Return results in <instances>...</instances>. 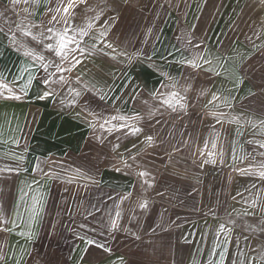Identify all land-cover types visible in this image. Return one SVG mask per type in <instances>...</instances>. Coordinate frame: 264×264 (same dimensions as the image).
<instances>
[{"label":"crops","instance_id":"crops-1","mask_svg":"<svg viewBox=\"0 0 264 264\" xmlns=\"http://www.w3.org/2000/svg\"><path fill=\"white\" fill-rule=\"evenodd\" d=\"M69 2L35 26L102 48L64 101L45 78L26 108L0 54V264H264V4L229 49L228 5ZM114 117L140 130L127 155L103 141Z\"/></svg>","mask_w":264,"mask_h":264},{"label":"rangeland","instance_id":"rangeland-1","mask_svg":"<svg viewBox=\"0 0 264 264\" xmlns=\"http://www.w3.org/2000/svg\"><path fill=\"white\" fill-rule=\"evenodd\" d=\"M42 1L43 0H15L14 2V0H0V54L3 55V66L6 68L4 76L8 82H12L11 71L18 67L19 77L16 82L19 84L20 88L21 104H25L26 108L28 105L27 98L32 96L33 92L35 93V90H33L35 81H43L45 78L50 82L52 88H55L49 91L47 97H52L56 102L59 100L64 101L63 98L60 99L57 97L59 95L53 97L54 91L59 92L65 89L70 92L71 88H75L77 68L80 69V76L82 78L91 77L92 70L90 66L92 65V60L98 61V58H92V51L99 49V46L102 48L101 42L99 43V41L79 40L76 39L78 38L76 35L73 34L72 36L74 37H71V33H68L69 37L73 38V43L70 44L73 46L71 47L69 45L71 52L68 53L67 59H61V57L57 56L55 54L57 41V36L55 34L64 31L52 30V32H49L45 29L40 30L35 26L34 15ZM95 1H100L102 7L101 11L109 17L116 12L118 5L123 2V0ZM257 1L259 0H166V4L189 5L190 3L203 5L207 2V5H217V8L220 5H228L230 11L228 15L229 22L226 30V38L228 40L227 45L230 49L231 46H233V48L240 46L243 42L241 39L249 37V33L251 35V17L253 13L251 11L252 8H248L247 5H253L251 3ZM260 3L264 4V0H260L259 4ZM238 5H240L238 7L239 10H234ZM91 11L95 12V7H92ZM218 12V9L213 10L214 15L211 22L214 21L216 13ZM233 13H235L236 16L232 17L231 15ZM213 28H215L214 25ZM25 31L30 32L32 36H35L37 39H32V36H25L23 34ZM259 40L260 42L258 44L260 48H263L264 34L261 33ZM31 45H36V47L42 51L39 57H43V59H38L37 56H34L31 49L33 47H31ZM48 45H51L53 50H48ZM78 49H83V53ZM26 53H32V55ZM34 67H38L36 74L34 73ZM57 68L63 71H57ZM58 88H60V90ZM21 89H24V91H21ZM25 107L21 106V113L26 112ZM115 124V128L111 127L113 130L112 134L108 136L107 132L103 141L105 145L116 146L119 152L127 155L130 151H134L140 144L139 136L130 123L123 120L118 121L116 119Z\"/></svg>","mask_w":264,"mask_h":264},{"label":"snow or ice","instance_id":"snow-or-ice-1","mask_svg":"<svg viewBox=\"0 0 264 264\" xmlns=\"http://www.w3.org/2000/svg\"><path fill=\"white\" fill-rule=\"evenodd\" d=\"M15 2V0H14ZM81 2H83V0H81ZM73 7V2L72 0H70L69 4L64 8V12L65 14H67L69 12V9H71ZM55 19V18H53ZM90 27V25H89ZM49 32H52V29L49 28L48 29ZM70 30L69 29H65L64 32L62 33H56L55 35L57 36V41H56V48H55V54L59 57H61V59H67L68 53L71 52V49L69 48V45L73 43V38L69 37L68 32ZM25 36H32V34L30 32L25 31L23 33ZM86 33H81V35H85ZM103 35V34H102ZM14 39V38H13ZM32 39H37L35 36H32ZM107 47L111 48L112 45L109 44L107 45ZM48 50H53L51 45L47 46ZM81 53H83V49H78ZM28 55H32V53H26ZM38 59H43V57H37ZM115 58V57H113ZM190 64V66L192 67H196V63L194 61H189L188 62ZM47 70V69H45ZM57 71H63L60 68H57ZM6 87L3 84H0V88H4ZM9 91H11L9 89ZM21 91H24V89H21ZM45 95H49V93H45ZM76 95L78 96L79 93H76ZM9 98L12 99H19V96H11ZM216 99H219V97H215ZM181 97L179 96V93L173 92L171 93V96L168 100H165L164 103L167 104L169 107H172L173 110H175V107L178 105L180 108H184L185 105L183 103H181ZM113 119H123L122 117H114ZM136 132L140 131L139 129L135 130ZM149 140V142L151 141V137L147 138ZM215 146V145H213ZM261 147H264V145H261ZM242 172L244 170H241ZM141 175H146L145 173H141ZM261 178H264V172L260 173ZM146 205H142V207H144ZM113 227H115V222H113ZM221 229L224 228V225L220 226ZM91 243V241L89 242Z\"/></svg>","mask_w":264,"mask_h":264}]
</instances>
